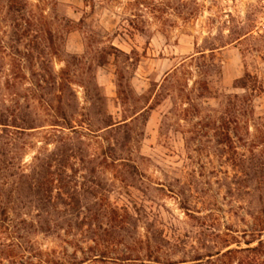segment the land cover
Segmentation results:
<instances>
[{"label": "rangeland", "instance_id": "374dc122", "mask_svg": "<svg viewBox=\"0 0 264 264\" xmlns=\"http://www.w3.org/2000/svg\"><path fill=\"white\" fill-rule=\"evenodd\" d=\"M257 218L264 0H0V264H215Z\"/></svg>", "mask_w": 264, "mask_h": 264}, {"label": "trees", "instance_id": "16d2710c", "mask_svg": "<svg viewBox=\"0 0 264 264\" xmlns=\"http://www.w3.org/2000/svg\"><path fill=\"white\" fill-rule=\"evenodd\" d=\"M243 36H246V34H244ZM257 219L259 220L254 223L252 230L246 231L245 235L248 234L249 236L251 235L254 237L258 235L264 236V219ZM255 241L256 240L247 242V245H249L247 248L228 249L225 252H217L210 256H217L218 260L217 262H214L215 264H228L226 260L230 261L237 254L245 253V256L239 261L238 264H264V239L260 237L258 239V244L251 247V244Z\"/></svg>", "mask_w": 264, "mask_h": 264}]
</instances>
